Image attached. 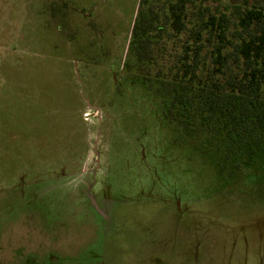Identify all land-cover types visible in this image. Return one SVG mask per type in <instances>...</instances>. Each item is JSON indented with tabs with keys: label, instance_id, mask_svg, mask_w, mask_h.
Segmentation results:
<instances>
[{
	"label": "rangeland",
	"instance_id": "1",
	"mask_svg": "<svg viewBox=\"0 0 264 264\" xmlns=\"http://www.w3.org/2000/svg\"><path fill=\"white\" fill-rule=\"evenodd\" d=\"M123 2L109 30L94 2L66 29L56 0H0V264H264V170L179 139L124 68Z\"/></svg>",
	"mask_w": 264,
	"mask_h": 264
},
{
	"label": "trees",
	"instance_id": "2",
	"mask_svg": "<svg viewBox=\"0 0 264 264\" xmlns=\"http://www.w3.org/2000/svg\"><path fill=\"white\" fill-rule=\"evenodd\" d=\"M124 68L221 177L264 170V0H139Z\"/></svg>",
	"mask_w": 264,
	"mask_h": 264
},
{
	"label": "crops",
	"instance_id": "3",
	"mask_svg": "<svg viewBox=\"0 0 264 264\" xmlns=\"http://www.w3.org/2000/svg\"><path fill=\"white\" fill-rule=\"evenodd\" d=\"M123 1L124 0H117L116 2L118 3V5L117 3L115 5L117 6V8H112L114 6L113 5L111 7L108 6V0H56V2L58 3L56 4V8L58 5L62 4V7H60V9L62 8V11H63L62 15L64 16V19L62 21H66V23L69 24V27L66 28L68 29L70 28V26H72L73 17L79 15L80 12L81 13H83L84 11L87 12L88 6L90 5V3L94 2L92 3V6L90 8L97 9L95 11V14H100V16H104L103 20H99V19L96 20V25H101L103 26L104 29L106 27H109V30H110L111 24L112 25H116V24L122 25L123 23V19L125 18L123 11L125 10V7L124 8L123 6L118 7L119 5L124 4ZM39 4H40V11H42L44 14L49 15V13L50 14L52 13L50 10H47V8H46V11L44 9L48 5V0H39ZM31 5H32V0H24V7H25L26 13L30 9ZM56 14L58 13L56 12ZM57 17L58 16L56 15V18ZM45 25H47L46 30L48 31L49 21H48L47 16H45V18H42L41 20L42 29H44L43 27ZM57 28H59V26H57ZM103 28L101 27V29Z\"/></svg>",
	"mask_w": 264,
	"mask_h": 264
}]
</instances>
